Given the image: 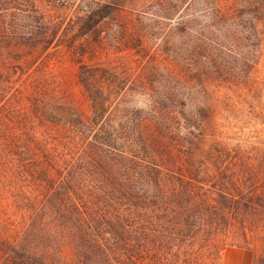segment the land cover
<instances>
[{
  "label": "trees",
  "instance_id": "1",
  "mask_svg": "<svg viewBox=\"0 0 264 264\" xmlns=\"http://www.w3.org/2000/svg\"><path fill=\"white\" fill-rule=\"evenodd\" d=\"M174 36L177 60L139 74L99 60L109 38ZM263 42L264 0H0V264H221L189 250L235 223L264 230V150L217 140L214 105L192 96ZM62 52L89 114L41 76Z\"/></svg>",
  "mask_w": 264,
  "mask_h": 264
},
{
  "label": "rangeland",
  "instance_id": "2",
  "mask_svg": "<svg viewBox=\"0 0 264 264\" xmlns=\"http://www.w3.org/2000/svg\"><path fill=\"white\" fill-rule=\"evenodd\" d=\"M78 4L71 3L68 8L61 7L55 12L64 17L76 14L78 12L76 9L80 8ZM144 23L147 24V20ZM172 39V44H165L167 47L159 48L158 43L153 42L148 49L144 50L138 40L131 41V43L123 40L115 43L113 38H109L104 43L106 45L104 49H100L102 54L99 60L107 66L129 67L134 73L139 74L148 60L164 61L171 52L174 57L172 59L177 60L176 56L182 53L180 47L171 48L170 46L180 45V41L177 36ZM240 44L242 50H248V42L245 40L244 43V38L241 39ZM173 50L176 52L173 53ZM254 50L255 65L246 68L245 66L239 67L238 63L233 62L230 71L221 77L211 67L206 77L192 82L195 86L192 96L199 102H211L214 105L216 112L212 131L217 140L230 147L243 145L245 149L264 150V42L260 46L256 45ZM220 55L228 60L225 55L216 52L217 61ZM84 60L89 61L88 57ZM78 67L69 53L62 52L52 56L50 65L46 66L41 76L45 75L53 81L59 86L61 95L69 97L85 114H89L90 102L78 82ZM245 68L244 76L242 69ZM146 102L144 97L138 95L130 102V105L146 109ZM10 212L13 214L15 210L10 209ZM13 218L17 217L13 216ZM2 219L6 218L2 216ZM241 227L239 223H235L234 227H229L232 229L221 230L220 234L215 235L216 238L211 237L215 238L214 241L209 238L198 240L189 250L193 256L190 260H221V264H255L254 260H259L260 256H264V230L247 231L246 236ZM194 251L198 256L194 255Z\"/></svg>",
  "mask_w": 264,
  "mask_h": 264
}]
</instances>
